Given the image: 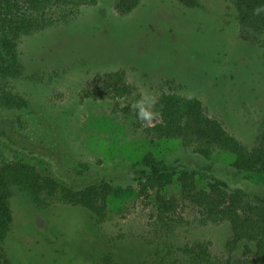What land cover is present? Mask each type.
<instances>
[{
  "label": "rangeland",
  "instance_id": "rangeland-1",
  "mask_svg": "<svg viewBox=\"0 0 264 264\" xmlns=\"http://www.w3.org/2000/svg\"><path fill=\"white\" fill-rule=\"evenodd\" d=\"M115 2L98 0L69 23L17 40L24 76L37 73L42 80L11 81L27 104L0 110V163L22 159L62 180L86 165L112 180L101 225L80 218L74 207L58 208L63 201L57 196L48 208L39 209L13 190L8 240L19 264H98V255L118 245L123 252H135L133 264H148L143 240L153 203L138 195L137 174L130 165L147 151L176 166L195 162L191 150L176 139L151 142L113 100L83 97L82 89L96 76L122 68L140 95L147 92L154 98L167 89L162 82L173 79L178 93L198 98L204 112L247 147L264 116L261 48L253 49L239 37L222 0H200L193 8L177 0H140L124 15L115 11ZM230 162L226 152L218 151L201 167L228 187L256 186ZM194 213L183 205L186 224L178 229L179 240L206 239L212 253H224L229 224H198ZM63 238L76 241L69 247ZM240 253L241 245L232 255Z\"/></svg>",
  "mask_w": 264,
  "mask_h": 264
},
{
  "label": "trees",
  "instance_id": "trees-1",
  "mask_svg": "<svg viewBox=\"0 0 264 264\" xmlns=\"http://www.w3.org/2000/svg\"><path fill=\"white\" fill-rule=\"evenodd\" d=\"M97 1L0 0L1 111L20 110L27 104L26 99L11 88V81L24 77L31 82L42 80L41 74L37 73L24 76L17 50L18 38L69 23L83 7L93 6ZM139 1L116 0L114 9L124 15ZM177 1L189 8L200 3V0ZM222 3L233 16L239 37L253 49L261 48L259 65L264 78V13L252 14L253 8L264 4V0H222ZM161 86H167V89L161 90L155 98L153 110L158 115L151 126L142 124L129 107L141 95L127 80L124 69L96 76L94 83L81 91L83 97L113 100L115 108L131 117L151 142L176 139L195 155L194 163L182 167L172 164L170 158L147 151L130 165L137 174L134 180L138 195L151 198L153 203L147 237L143 240L148 264H264V116L252 145L247 147L217 119L208 116L198 98L178 93V85L173 79L163 81ZM121 101L125 103L120 105ZM218 151L226 152L231 157L232 169L246 175L256 186L228 187L203 169L202 163L204 165V161ZM79 167L82 169L62 180L42 173L37 165L22 159L0 163V264H19L18 258L10 253L8 240L12 227L9 199L13 190L20 192L35 208H48L49 202L57 196L63 201L58 208L74 207L76 210L73 211L81 212L80 218L90 219L94 225L104 222L112 180L86 165ZM89 170L90 175L86 177L84 172ZM92 171L94 176H91ZM185 204L194 209L198 224H229L230 236L224 253H212L206 239L179 240L178 229L186 224L182 215ZM63 240L69 247L70 242L76 241ZM239 245L240 255L233 256ZM129 253L123 252L118 245L96 258L98 264H133L136 254L132 250Z\"/></svg>",
  "mask_w": 264,
  "mask_h": 264
},
{
  "label": "clouds",
  "instance_id": "clouds-1",
  "mask_svg": "<svg viewBox=\"0 0 264 264\" xmlns=\"http://www.w3.org/2000/svg\"><path fill=\"white\" fill-rule=\"evenodd\" d=\"M264 13V4L257 5L253 8L252 14L259 16ZM155 98L147 92H144L139 99L134 100L129 107L136 112L137 119L145 126L153 125V122L158 115L153 109L155 108Z\"/></svg>",
  "mask_w": 264,
  "mask_h": 264
}]
</instances>
